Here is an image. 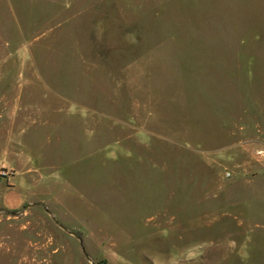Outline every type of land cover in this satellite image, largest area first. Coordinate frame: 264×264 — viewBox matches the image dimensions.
<instances>
[{"label":"rangeland","instance_id":"rangeland-1","mask_svg":"<svg viewBox=\"0 0 264 264\" xmlns=\"http://www.w3.org/2000/svg\"><path fill=\"white\" fill-rule=\"evenodd\" d=\"M0 264H264V0H0Z\"/></svg>","mask_w":264,"mask_h":264},{"label":"crops","instance_id":"crops-1","mask_svg":"<svg viewBox=\"0 0 264 264\" xmlns=\"http://www.w3.org/2000/svg\"><path fill=\"white\" fill-rule=\"evenodd\" d=\"M23 200V196L19 192H13L4 196L3 201L0 204L5 207L18 208L24 202Z\"/></svg>","mask_w":264,"mask_h":264}]
</instances>
